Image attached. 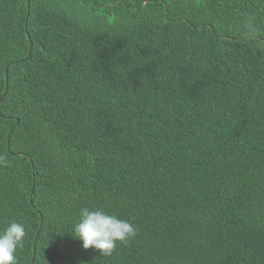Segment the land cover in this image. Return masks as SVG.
<instances>
[{
	"label": "trees",
	"instance_id": "1",
	"mask_svg": "<svg viewBox=\"0 0 264 264\" xmlns=\"http://www.w3.org/2000/svg\"><path fill=\"white\" fill-rule=\"evenodd\" d=\"M84 207L136 237L84 249ZM11 221L17 264H264V0H0Z\"/></svg>",
	"mask_w": 264,
	"mask_h": 264
},
{
	"label": "clouds",
	"instance_id": "2",
	"mask_svg": "<svg viewBox=\"0 0 264 264\" xmlns=\"http://www.w3.org/2000/svg\"><path fill=\"white\" fill-rule=\"evenodd\" d=\"M249 34L256 29L249 24ZM257 43H260L259 41ZM138 228L128 219H122L103 209H80L79 218L71 233L82 241L84 249L94 248L102 257L111 256L117 244H128L136 237ZM26 236L24 224L11 221L0 230V264H17V250L22 247Z\"/></svg>",
	"mask_w": 264,
	"mask_h": 264
}]
</instances>
